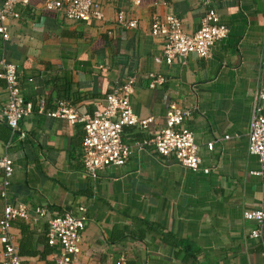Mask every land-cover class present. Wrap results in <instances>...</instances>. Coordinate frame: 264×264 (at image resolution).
<instances>
[{"label":"crops","instance_id":"0c3cea01","mask_svg":"<svg viewBox=\"0 0 264 264\" xmlns=\"http://www.w3.org/2000/svg\"><path fill=\"white\" fill-rule=\"evenodd\" d=\"M44 1L16 7L19 19L8 22L4 43L24 99L44 101V113L34 109L16 132L0 119V159L9 157L14 165L8 202L43 207L50 216L85 208L74 264H115L119 257L127 264L263 263L264 225L261 238L250 239L254 225L243 212L264 199V179L252 175L259 164L248 153L247 138L254 94L264 91V0H208L228 38L214 45L209 59L192 55L170 66L155 62L163 41L150 35L152 20L171 15L193 33L207 9L198 0H94L103 21L86 23L46 11ZM119 13L136 28L120 25ZM1 47L0 40V56ZM150 74L165 83L149 89ZM127 77H134L133 113L154 122L144 134L126 128L124 141L152 138L165 127L169 105L188 109L182 126L194 134L208 175L184 169L152 147L122 167L87 175L81 127L46 113L60 100L88 114L103 111L106 96ZM6 102L0 79V112ZM2 208L0 199V217ZM10 233L22 264H57L59 249L47 245L45 220H14Z\"/></svg>","mask_w":264,"mask_h":264},{"label":"built area","instance_id":"2783aa9c","mask_svg":"<svg viewBox=\"0 0 264 264\" xmlns=\"http://www.w3.org/2000/svg\"><path fill=\"white\" fill-rule=\"evenodd\" d=\"M198 3L207 9L200 27L193 33H185L181 20L171 15L163 19L155 17L152 20L150 35L163 41L162 56L155 59L156 63L163 61L170 66L175 59L185 61L192 55L199 59H209L214 45L228 38L229 29L220 23L219 16L210 2L198 0ZM28 4L29 0L0 1L2 42L0 79L5 83L7 94V102L0 112V119L6 123L11 132H16L19 122L31 115L34 109L39 114L44 113V101L34 105L24 99L17 68L10 61L4 48V43L10 39L8 22L19 19L16 7ZM135 4H139V1ZM43 8L74 22H101L104 18L100 5L94 0H45ZM117 21L127 29H135L137 26L136 21L124 22L122 13L118 14ZM149 78L148 87L151 90L165 83L164 77L160 75L150 74ZM133 94L134 77H127L123 83L114 86L106 96L103 111L88 114L60 100L56 109L46 113V116L65 120L71 126L81 127L82 165L90 177H95L98 172L107 168L122 167L130 157L143 152L146 147H152L160 157L174 159L184 169L208 175L209 169L202 168V159L199 156L194 134L182 126L191 116V111L188 109H180L175 104H171L165 113V127L152 138L149 140L142 138L132 144L124 141L126 128L136 129L144 134L154 122L152 117L140 118L133 113L130 104ZM247 138L248 153L254 156L259 164V171L252 172V175L264 179V91H257L254 94ZM228 139L229 136H225L210 142L207 150L212 151L215 144ZM13 170L11 158L0 159V199L3 203L0 217V264H22V257L10 233L11 223L17 219L32 222L45 220L47 245L59 249L57 264H74L80 254L82 233L87 222L86 209L79 208L77 214L64 213L60 216H50L43 207L32 208L24 204H10L8 192ZM243 219L254 225L248 237L261 238L264 225V199L253 209L244 211ZM115 264H127V260L119 257ZM261 264H264V259Z\"/></svg>","mask_w":264,"mask_h":264},{"label":"trees","instance_id":"16d2710c","mask_svg":"<svg viewBox=\"0 0 264 264\" xmlns=\"http://www.w3.org/2000/svg\"><path fill=\"white\" fill-rule=\"evenodd\" d=\"M137 134H139V132H137Z\"/></svg>","mask_w":264,"mask_h":264}]
</instances>
